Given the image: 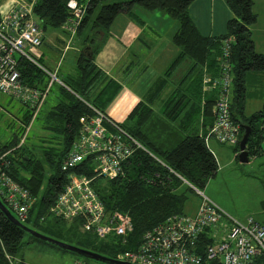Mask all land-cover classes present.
<instances>
[{
  "label": "trees",
  "instance_id": "trees-1",
  "mask_svg": "<svg viewBox=\"0 0 264 264\" xmlns=\"http://www.w3.org/2000/svg\"><path fill=\"white\" fill-rule=\"evenodd\" d=\"M75 1L83 6L81 18L73 29L75 39L92 17L76 51L73 72L58 76L59 68L45 65L30 51V58L23 55L15 57L21 84L41 92L46 90L37 107L16 98L25 108L18 129L20 131L31 123L32 115L35 118L40 113L39 127L48 132L47 138L41 140L47 146L38 145L40 153L37 155L33 145L30 148L26 143H19L17 136H12L0 142V153L10 149L5 155L8 162L5 171L34 198L22 224L42 235L115 259L118 253L134 249L142 233L164 219L194 212L187 213L184 209L188 203L187 194H196L194 189L199 191L217 169L215 157L204 142V135L213 121L212 107L219 90L216 79L225 63L229 91L231 87V95L228 92L229 117L237 125V142L242 132L241 124H247L250 128L245 145L247 159L263 152L264 52L254 50L250 36L249 26L256 19L251 10L252 0H223L230 16L225 22L224 32L217 35L199 33L187 14V6L192 0ZM66 2L33 0L31 16L41 31L39 44L46 29L61 30L64 35L67 32L63 28L69 24L70 18ZM135 7L146 11L158 10L176 21V29L170 38L176 52L163 72L164 77L153 83L152 90L146 91L144 99L134 104L122 122L112 120L124 132L123 142L130 148L129 154L121 161L120 172L110 178L95 175L90 155L80 163L61 170L60 165L68 148L82 130L79 119L88 120L95 111L108 117L104 113L105 106L119 88L115 79L95 63L94 53L100 38L97 40L92 34L106 32L118 13L129 14ZM85 43L92 47L90 57L79 51ZM223 50L226 51L224 55ZM50 73L55 79H50ZM255 73H262V82ZM246 75L263 84L262 92L258 94L260 107L250 113L244 112ZM52 84L56 85L53 103L40 112ZM165 85L169 86L168 91L159 100L156 111L151 103ZM203 85L206 88L203 89ZM103 124L107 130H114L111 124L104 121ZM237 142L224 145L230 146L236 155ZM69 175L90 178V189L105 214L114 211L125 214L130 230L124 236L112 233L98 236L92 227L89 230L82 228L81 216L66 219L51 214L48 208ZM198 202L197 197L192 205L194 210ZM262 215L264 220V211ZM259 222L264 225V221ZM209 231L210 227H204L198 235L194 251L200 255L205 245L210 243ZM23 235L60 249L27 234L0 211V264H28L17 256ZM82 257L83 261H94ZM203 264L219 263L210 259ZM250 264H264V258L256 256Z\"/></svg>",
  "mask_w": 264,
  "mask_h": 264
},
{
  "label": "built area",
  "instance_id": "built-area-1",
  "mask_svg": "<svg viewBox=\"0 0 264 264\" xmlns=\"http://www.w3.org/2000/svg\"><path fill=\"white\" fill-rule=\"evenodd\" d=\"M65 5L70 18L69 24H65L63 28L73 32L83 13V6L75 0H67ZM31 7L32 0H27L0 14V94L29 101L37 107L46 90L41 92L21 84L15 66L17 55L30 58L28 52L40 42L41 31L32 19ZM225 53L223 50V55ZM227 70L225 63L216 79L219 90L212 107L213 121L204 135V142L208 137L227 145L237 142V125L229 117L230 83ZM49 76L50 79H55L52 73ZM79 121L82 130L68 148L60 165L61 170L80 163L90 155L95 175L107 178L116 176L120 172L121 161L130 152L128 145L123 142L124 132L98 111L88 120L80 118ZM103 121L111 124L114 130H107ZM22 138L23 136L19 143ZM9 151L7 149L0 153V199L21 222L26 218L34 198L25 187L6 173L8 162L5 155ZM89 181L90 178L84 175H69L68 181L49 206V212L58 218L81 216L82 228L89 230L92 227L98 236L110 233L124 236L130 230L128 217L116 211L105 214L90 189ZM199 195V202L192 214L164 219L150 230L144 231L134 249L122 251L114 258L132 264H203L210 259H216L219 264H250L256 256L264 258L263 224L251 216L243 220L232 219L209 198L200 193ZM207 226L211 229L208 234L211 240L200 255L194 251V247L199 233ZM72 264L108 263L97 260L86 262L76 258Z\"/></svg>",
  "mask_w": 264,
  "mask_h": 264
},
{
  "label": "rangeland",
  "instance_id": "rangeland-1",
  "mask_svg": "<svg viewBox=\"0 0 264 264\" xmlns=\"http://www.w3.org/2000/svg\"><path fill=\"white\" fill-rule=\"evenodd\" d=\"M252 5L253 7L251 6V10L253 12L259 13L264 10V0H252ZM134 12L141 18H146L144 14L147 12H145L144 9L135 7ZM153 12L154 14H158L160 11L153 10ZM161 14L173 30L176 21L166 14ZM120 16L122 15L115 17L109 26L108 31L111 34L116 33L118 22L122 20ZM91 17L92 15L89 17V20L80 34H77L78 38L76 39L74 36L75 34L68 30L65 32V35L61 30L46 29L43 32V43L40 44L38 49L42 52L45 65L47 64L49 67H54L61 62V64H63L62 68H65L64 63L70 58L69 48L75 47V45L77 49L79 48L81 39L88 30ZM56 34L59 35L61 39H59ZM52 41L57 45L55 49L50 47ZM57 48L61 49L63 52L60 58L59 54L61 52H57ZM36 49L37 47L35 50ZM98 49L99 51L94 53V59H106L103 57V54L109 53V51H107L108 42L105 41L100 44ZM111 56L113 55H108V57ZM75 57L76 54L74 59ZM60 73L62 72L58 71L57 75L59 76ZM55 89L56 85L52 84L50 91L44 99L40 112L46 110V108L53 103L52 97ZM262 89L263 84L259 83L256 78L246 75L245 94L247 99L245 111L247 113L260 107L261 100L257 97V94H260ZM229 95H231V87ZM24 109L25 108L21 106L16 98L0 94V142L12 136H17L19 142L20 138L23 136V140H21L22 144L26 143L30 148L33 145L34 153L38 155L40 153L38 145H46L41 139L47 138L48 132L39 127L38 115L40 113L35 118H33L34 115H32L31 123L25 127L23 126V129L19 131L18 128L21 125L20 118ZM209 139L210 142L208 147L215 149L217 169L214 176L205 182L204 186L199 190V193L209 198L232 219L243 220L245 217L251 216L258 221H264L262 215L264 211V140L262 142V153L256 156H249L246 162H239L235 157V152H233L230 146L218 142L216 143L213 138ZM194 192L196 194H187L189 196L188 203L184 208L187 213H191L194 201L200 196L195 190ZM17 256L28 264H72L74 259L82 257L70 251H63L38 241L30 240L26 235H23V240L18 248Z\"/></svg>",
  "mask_w": 264,
  "mask_h": 264
},
{
  "label": "crops",
  "instance_id": "crops-1",
  "mask_svg": "<svg viewBox=\"0 0 264 264\" xmlns=\"http://www.w3.org/2000/svg\"><path fill=\"white\" fill-rule=\"evenodd\" d=\"M21 2H27V0H0V14ZM144 11L147 12L144 14L146 15L145 19L134 11L129 14L118 13L116 17L122 15L120 16L122 20L118 22L116 33L111 34L108 29L104 33H99V46L105 41L108 42L107 51L109 53L103 54L106 59L98 58L94 59V61L100 69L114 78L119 84L117 92L104 109V113L115 122H122L134 104L138 100L144 99L146 91L151 89L153 83L164 77L163 72L176 52L170 41L171 35L176 29V24L172 30V27L162 17L161 12L154 14L153 10ZM254 13L256 19L249 26L253 48L257 52H264V10ZM187 14L202 35L223 33L225 22L230 16V12L223 0H192L187 6ZM57 37L61 39L59 35ZM42 43L43 40L40 44ZM55 44L52 41L50 47L55 49L57 47ZM39 46H37L36 50L35 48L30 50V53L44 62L42 52L38 49ZM69 49L70 58L64 63L65 68H62L63 64L60 62L53 67L54 69L59 68L62 73L73 72V61L77 51L76 45ZM58 50L61 49L57 48L56 51ZM96 51H99V49ZM110 54L113 56L108 57ZM254 75L262 82V73H255ZM168 88L169 86L165 85L155 101L151 103L154 110H158L159 100L166 94ZM204 88H206V85H203ZM257 97L260 98L258 94ZM246 99L245 96V113H247L245 111ZM209 138L205 141L207 147L210 142ZM214 142L216 141L214 140ZM208 149L216 159L215 149L210 147ZM193 211L194 209L191 213Z\"/></svg>",
  "mask_w": 264,
  "mask_h": 264
},
{
  "label": "water",
  "instance_id": "water-1",
  "mask_svg": "<svg viewBox=\"0 0 264 264\" xmlns=\"http://www.w3.org/2000/svg\"><path fill=\"white\" fill-rule=\"evenodd\" d=\"M80 52H82L84 55L90 57L91 53H92V47L91 45H89L88 43H85L80 49ZM242 132L238 138V142H237V152H236V159L239 162H246L247 161V152L245 149V145H246V139L249 133V126L247 124L242 123ZM0 211L4 214V216L9 219L14 225L18 226L19 228H21L24 232H26L27 234L31 235L32 237L42 240L44 242H47L49 244H52L60 249H64L66 251H70L73 252L77 255L83 256V257H87L93 260H97V261H101L104 263H108V264H132V263H128L125 261H120V260H116L113 258H108L105 257L103 255H100L98 253L89 251V250H85L82 249L80 247H77L75 245L60 241V240H56L53 238H50L48 236L42 235L28 227H26L24 224H22L20 221H18L10 212L9 210L6 208V206H4V204L0 201Z\"/></svg>",
  "mask_w": 264,
  "mask_h": 264
},
{
  "label": "flooded vegetation",
  "instance_id": "flooded-vegetation-1",
  "mask_svg": "<svg viewBox=\"0 0 264 264\" xmlns=\"http://www.w3.org/2000/svg\"><path fill=\"white\" fill-rule=\"evenodd\" d=\"M98 33H100L99 31L96 33H93L92 34V36L94 37V38H96L97 40L100 38V36H99V34Z\"/></svg>",
  "mask_w": 264,
  "mask_h": 264
}]
</instances>
